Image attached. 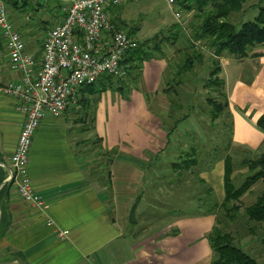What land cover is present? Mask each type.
<instances>
[{
    "label": "crops",
    "instance_id": "1",
    "mask_svg": "<svg viewBox=\"0 0 264 264\" xmlns=\"http://www.w3.org/2000/svg\"><path fill=\"white\" fill-rule=\"evenodd\" d=\"M134 13L126 6L109 10L112 21L124 26ZM20 30L27 53L41 58L40 49H28L31 38ZM131 32L141 43L140 27ZM163 35L155 34V39ZM169 44L162 46L165 57L145 62L141 79L129 90L88 97L91 104L70 105L59 118L47 115L43 120L28 171L36 193L50 205L46 212L7 187L24 117L17 99L0 94V169L5 175L0 185V264H212L208 235L221 215L214 208L226 196V158L213 149L200 159L194 147L191 154L175 156L177 143L187 134L195 133L201 151L218 139L196 135L198 131L175 139L179 124L169 135L177 122L165 80ZM220 63L231 143L262 155L264 131L257 123L264 115V55L241 61L224 55ZM20 79L8 51L0 52V86ZM95 138L102 151L98 155L91 144ZM96 159L101 160L98 167ZM187 159L196 162L184 164ZM263 191L264 180L243 200ZM61 232L68 234L61 237Z\"/></svg>",
    "mask_w": 264,
    "mask_h": 264
},
{
    "label": "built area",
    "instance_id": "2",
    "mask_svg": "<svg viewBox=\"0 0 264 264\" xmlns=\"http://www.w3.org/2000/svg\"><path fill=\"white\" fill-rule=\"evenodd\" d=\"M9 1L23 4L30 0ZM142 1L146 0H72L62 10L60 23L47 33L41 58L37 59L27 53L24 39L10 21L6 1L0 0V36L11 69L21 74L19 82L0 86V94L17 99V109L24 117L6 181L42 212L50 205L36 193L28 171L36 133L47 115L59 118L70 105H78L84 87L106 75L126 76L122 61L139 42L116 28L109 10ZM166 1L172 9L177 5L176 0ZM175 17L179 21L183 18L178 11ZM67 234L60 233L61 237Z\"/></svg>",
    "mask_w": 264,
    "mask_h": 264
},
{
    "label": "rangeland",
    "instance_id": "3",
    "mask_svg": "<svg viewBox=\"0 0 264 264\" xmlns=\"http://www.w3.org/2000/svg\"><path fill=\"white\" fill-rule=\"evenodd\" d=\"M71 2L72 0H30L29 5L25 9L19 11L12 9L15 12L13 26H17L16 30L21 36L22 32L20 28L27 32L31 38L27 43L28 49L41 50L42 42L45 40L47 33L56 27L59 20H61L60 11L68 7ZM260 8H264V0H247L243 11L232 14L230 20L240 28L242 24L253 21L254 18L259 15ZM126 9L135 10L136 13H134L130 19H127L128 23H126V26L123 24L120 25L122 26V30L128 34L132 29L140 27L141 33L138 34V39L142 43L149 40L152 47L155 45V34L163 33L164 35H168L165 34L168 26H171L169 28H171L172 31H174L173 28L175 25L178 24L180 26L181 31L178 41L173 45L169 44L168 47L165 46L167 50L166 56L169 58V67L165 73L166 83H172V81L176 83L179 82V80L183 82L180 87L175 84V91L176 93L178 91L179 94L175 92L172 93L174 102L177 104L174 120L189 115L186 120L179 123L177 135H175L174 138L177 139L179 134L185 135L188 131H198L196 135H205V137L207 136L206 138H213V140L214 138L218 139V141L212 143L208 141L206 150L204 151L202 149L201 151L199 142H197L199 139L195 138V133H190V135L187 134L186 140L182 138L180 143H177L178 148L175 156H180V153L191 154V147H194L193 150L196 149L198 151L199 158L201 159L204 152L210 153L213 149H216L218 153L217 155L215 153L216 156H222L231 160L233 183L235 188H240L247 178L255 173L249 170L247 166L243 165V162L248 160L255 161L259 159L261 155H250L231 143L230 118L226 111L218 116L216 120H213L214 109L209 100H214L223 104L225 99L221 91L213 89L214 87L212 89H206L204 87L205 81L209 78V74L214 68V65L212 62L213 51L210 49L209 43L207 41L195 42L194 34H196L198 27L202 23V19L196 17L197 13L186 12L179 5H176L175 8L172 9L166 0H146L138 3H129L126 5ZM177 11L182 14L183 18L181 21L175 17V12ZM138 12L141 13L139 17L137 16ZM194 47L204 54L205 59L203 64H197L192 72L184 73L180 77L175 76L179 68L184 64L186 57L193 53ZM253 53L264 54V48L258 47ZM228 56V54L225 55V57ZM249 74L250 72L246 73V76L248 77ZM130 83L131 86L136 85L133 82ZM88 119L91 120V114H89ZM91 144H93L96 149L97 155L101 154L102 151L99 140L95 138L91 141ZM100 162V159H96L95 164L97 167ZM106 170H104V172ZM103 178V182H106L107 172L103 174ZM253 187L249 191H251ZM260 195L261 194L258 193L257 196L255 194L253 197H246L244 200L243 196L241 199L242 209L238 214L239 216L236 222L231 223L224 218L222 229L231 232L235 237L237 246L243 248L244 251L252 258L256 259L259 264H264V246L261 243L262 230H258V237L252 236L249 228L253 227L254 224L248 222L244 214V210L248 205H253Z\"/></svg>",
    "mask_w": 264,
    "mask_h": 264
},
{
    "label": "trees",
    "instance_id": "4",
    "mask_svg": "<svg viewBox=\"0 0 264 264\" xmlns=\"http://www.w3.org/2000/svg\"><path fill=\"white\" fill-rule=\"evenodd\" d=\"M7 6L11 7L13 10H23L25 9L30 1L23 4H18L5 0ZM247 0H176L177 5H179L186 12L197 13L198 18L202 19V23L198 27L196 34H194L195 42L207 41L210 49L213 51V65L214 68L209 74V78L205 81L204 87L206 89H217L221 91L225 102L223 104L218 103L214 100H209L210 104L213 105L214 114L213 120L217 119L218 116L223 114L227 110L228 100L225 93V82L221 77L222 67L220 59L228 54L229 56L235 58L236 60H244L249 57H261L263 53H253L258 47L264 48V8H260V13L253 21L242 24L238 28L230 20V17L234 13H240L243 11L244 5ZM64 9V8H63ZM62 9V10H63ZM120 8H111L110 10H116ZM62 10L60 11V17L62 15ZM10 21L13 24V17H10ZM117 29L122 30V23L113 21ZM14 25V24H13ZM174 31H169L168 35H164L162 39L156 38L155 45L152 47L150 41L141 42L138 47L132 51H129L122 61V67L126 71V76L121 78H116L113 76H103L96 83L84 87L78 95V104L86 105L91 104L88 97L99 98L102 94L108 91H114L119 93H124L126 90L131 88V83L135 84L141 79L142 70L144 68L145 62L151 61L160 55L165 57L163 52V45L165 42L170 43V45L175 44L180 36V26L177 24L174 26ZM172 32V33H171ZM130 37L133 38L134 33H128ZM45 41V40H44ZM41 45V52L43 49V44ZM6 49L3 38L0 36V52ZM7 50V49H6ZM39 59V58H37ZM204 54L193 48V53L189 54L184 64L179 68L177 77L182 76L184 73L194 71L197 64L202 65L204 62ZM182 81L169 83L168 91L170 94L176 93L175 84L178 87L182 86ZM176 94H179L177 91ZM175 113V108L177 104L172 99ZM96 103V101H95ZM189 115L179 118L176 122V126L170 130L169 135H171L175 130L177 125L188 118ZM258 127L264 131V115L260 117L257 123ZM1 160V158H0ZM196 162L195 160H183V163ZM183 165V164H181ZM243 165L247 166L249 170L255 172L252 176L248 177L247 180L240 188H235L233 183V170L231 160L229 158L225 159V200L221 206H216L214 208L217 215L221 213L217 224L214 226L212 231L208 235V240L213 251L212 264H259L256 259L252 258L248 253H246L243 248L239 247L235 243V237L231 232L224 231L222 229L223 219H227L229 222L234 223L238 218V214L241 211V199L242 197L258 182L264 180V154H262L259 159L253 161H244ZM5 175L0 169V185L3 183ZM7 187H12L10 183ZM6 188V187H5ZM4 188V189H5ZM224 214V215H223ZM246 220L253 227L249 228L250 234L252 236L258 237V230H262L261 243L264 246V191L257 198L255 203L248 206L244 210ZM221 217V218H220ZM223 217V218H222ZM4 216L1 222V233L2 226L4 224ZM260 227V228H259Z\"/></svg>",
    "mask_w": 264,
    "mask_h": 264
}]
</instances>
